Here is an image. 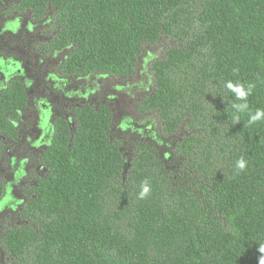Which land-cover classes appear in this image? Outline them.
I'll return each instance as SVG.
<instances>
[{"label": "trees", "instance_id": "obj_1", "mask_svg": "<svg viewBox=\"0 0 264 264\" xmlns=\"http://www.w3.org/2000/svg\"><path fill=\"white\" fill-rule=\"evenodd\" d=\"M12 9L46 19L37 50H66L61 76L127 78L158 48L137 109L175 139L166 153L137 141L125 158L106 104L73 107L72 124L56 116L42 174L0 226V264H258L264 120L248 119L264 109V0H17ZM227 81L255 87L241 101ZM245 102L236 113L232 104ZM27 103L18 76L0 86V155ZM240 158L246 168L234 171Z\"/></svg>", "mask_w": 264, "mask_h": 264}, {"label": "rangeland", "instance_id": "obj_2", "mask_svg": "<svg viewBox=\"0 0 264 264\" xmlns=\"http://www.w3.org/2000/svg\"><path fill=\"white\" fill-rule=\"evenodd\" d=\"M16 1L0 0V86L18 76L26 86L28 103L16 122L18 139L6 141L0 155V226L13 218L29 187L42 174L38 156L48 144L55 117L63 116L72 124L75 106L109 107L112 135L122 141L125 158L137 141L152 142L166 153L175 139L163 135L154 112L137 109L139 98L150 90L148 65L159 54L158 48L146 50L136 72L127 78L97 73L61 76L56 66L66 50L40 54L37 45L47 39L46 19L33 20L27 13L12 9Z\"/></svg>", "mask_w": 264, "mask_h": 264}, {"label": "clouds", "instance_id": "obj_3", "mask_svg": "<svg viewBox=\"0 0 264 264\" xmlns=\"http://www.w3.org/2000/svg\"><path fill=\"white\" fill-rule=\"evenodd\" d=\"M225 87L234 94L237 100L247 101V97L251 94L255 84L249 83L247 87L243 83H233L232 81H227L225 83ZM232 107L236 110V113H243L248 109L247 102L245 103H234ZM233 120L235 123L240 121L239 115H234ZM264 120V109H257L255 113L249 112L248 125L255 124L259 121ZM246 161L243 158H240L236 161V166L234 171H243L246 168ZM151 192L150 184L147 180L141 182L140 191L138 193V199H145L149 196ZM258 253H260L258 257V264H264V243L258 244L257 248Z\"/></svg>", "mask_w": 264, "mask_h": 264}, {"label": "flooded vegetation", "instance_id": "obj_4", "mask_svg": "<svg viewBox=\"0 0 264 264\" xmlns=\"http://www.w3.org/2000/svg\"><path fill=\"white\" fill-rule=\"evenodd\" d=\"M69 123V122H68ZM70 124V123H69ZM52 130H53V126H52ZM52 130H51V132H52ZM50 138V137H49Z\"/></svg>", "mask_w": 264, "mask_h": 264}]
</instances>
